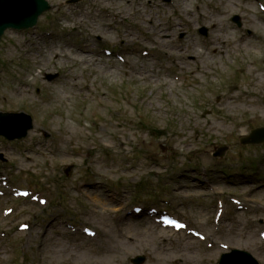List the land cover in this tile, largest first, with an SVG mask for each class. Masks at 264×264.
<instances>
[{
  "label": "rangeland",
  "instance_id": "obj_1",
  "mask_svg": "<svg viewBox=\"0 0 264 264\" xmlns=\"http://www.w3.org/2000/svg\"><path fill=\"white\" fill-rule=\"evenodd\" d=\"M48 1L53 9L39 21L43 33L27 34L30 40L25 43L21 35L7 32L0 42V112H26L35 126L21 142L9 143L0 138V153L8 160L6 168L10 172L18 170L16 176L28 173L30 181L53 185L74 178L75 182L66 184V188L57 189L47 217L60 216L69 203L70 209L99 234L88 239L79 231L73 233L67 224H76L68 218L54 219L46 227L36 220L31 233L15 232L10 240H0V264H131V258L140 255L147 257L145 264L217 262L221 251L206 252L183 237L155 228L158 235L152 234L144 217L119 234L120 225L112 216L120 214L119 207L125 202L157 207L162 203H191L192 218L187 220L210 236L264 259V245L257 238L258 219L242 217L236 230L214 235L209 217L202 210L210 212L222 201L226 215L234 221L239 219L238 210L219 200L225 196L200 192L208 185L246 199L264 182V144L246 148L238 144L250 129L264 126V50L255 44L240 49L230 26L225 24L229 14L255 13L256 1L85 0L73 8L66 0ZM105 10L122 19L119 26L106 18ZM248 15L252 23L253 16ZM198 16L209 20L205 25L211 38L217 40L216 52L212 47L193 52L195 45H201L198 28L202 20ZM104 44L121 46L131 65L98 57ZM131 46L136 47L133 54L128 52ZM145 47L157 52L158 58L141 57ZM80 48L90 55L83 56ZM158 48L173 51L176 63L161 59ZM239 68L240 74H229ZM173 73L185 74L189 80L176 83ZM46 74H59V79L49 84ZM234 81L236 85H232ZM232 86L238 87L236 93L229 90ZM84 87L89 92L83 91ZM244 91L256 95L243 97ZM94 94L101 96L99 109ZM126 99L134 107L127 106ZM94 108L103 120L92 131L90 113ZM141 115L144 118L140 120ZM160 146L166 150L162 152ZM220 146H230L223 161L214 158V148ZM88 150L92 152L91 163L76 157V153ZM125 157L131 158L130 164L124 162ZM46 162L48 167H44ZM0 165L5 164L0 161ZM68 166L73 170L65 177L63 170ZM92 166L101 179L81 174ZM197 167L207 168L208 173L212 169L213 181H196L197 175L189 170ZM82 181L93 183L78 186ZM118 181L120 185L115 186ZM251 181L256 185L242 187ZM12 182L14 186L29 187L26 179ZM232 183H238V189ZM77 186L82 190L79 194L89 201L85 213L81 205L86 203L72 193V198H78L73 200L68 192ZM180 187L183 196L192 197L179 200L175 193ZM34 206L28 204V210ZM23 220L34 222L29 214H23ZM10 225L0 217V228ZM11 242L20 243V248ZM11 246L13 256L7 253Z\"/></svg>",
  "mask_w": 264,
  "mask_h": 264
},
{
  "label": "water",
  "instance_id": "obj_2",
  "mask_svg": "<svg viewBox=\"0 0 264 264\" xmlns=\"http://www.w3.org/2000/svg\"><path fill=\"white\" fill-rule=\"evenodd\" d=\"M43 8L35 0H0V39L8 28L32 26ZM31 127V126H29ZM264 141V130L242 139L243 144Z\"/></svg>",
  "mask_w": 264,
  "mask_h": 264
},
{
  "label": "bare ground",
  "instance_id": "obj_3",
  "mask_svg": "<svg viewBox=\"0 0 264 264\" xmlns=\"http://www.w3.org/2000/svg\"><path fill=\"white\" fill-rule=\"evenodd\" d=\"M199 70H200V68H199Z\"/></svg>",
  "mask_w": 264,
  "mask_h": 264
}]
</instances>
